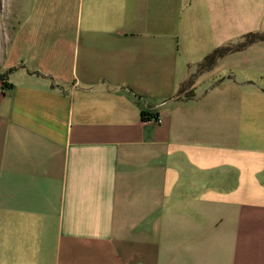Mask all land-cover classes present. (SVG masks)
Segmentation results:
<instances>
[{
	"label": "crops",
	"instance_id": "obj_1",
	"mask_svg": "<svg viewBox=\"0 0 264 264\" xmlns=\"http://www.w3.org/2000/svg\"><path fill=\"white\" fill-rule=\"evenodd\" d=\"M14 27L0 264H264V42L198 72L264 0H30Z\"/></svg>",
	"mask_w": 264,
	"mask_h": 264
},
{
	"label": "trees",
	"instance_id": "obj_2",
	"mask_svg": "<svg viewBox=\"0 0 264 264\" xmlns=\"http://www.w3.org/2000/svg\"><path fill=\"white\" fill-rule=\"evenodd\" d=\"M256 42H264V32L249 33V34L245 35L236 44L223 46V47H220V48L214 50L212 53H210L208 56H206L204 58V60L199 64L198 72L200 73L203 71L211 70L216 65L217 61L220 58H222L223 56H225L231 52L240 51V50L246 48L247 46L252 45ZM192 82H193V79H189L185 85H191ZM181 90H183V86H182V89H180V91ZM141 115H142V119L145 121L151 119L154 116H157V115H152L147 111H142Z\"/></svg>",
	"mask_w": 264,
	"mask_h": 264
},
{
	"label": "rangeland",
	"instance_id": "obj_3",
	"mask_svg": "<svg viewBox=\"0 0 264 264\" xmlns=\"http://www.w3.org/2000/svg\"><path fill=\"white\" fill-rule=\"evenodd\" d=\"M30 0H0V39L12 38L16 23L26 14ZM149 121V120H147Z\"/></svg>",
	"mask_w": 264,
	"mask_h": 264
},
{
	"label": "built area",
	"instance_id": "obj_4",
	"mask_svg": "<svg viewBox=\"0 0 264 264\" xmlns=\"http://www.w3.org/2000/svg\"><path fill=\"white\" fill-rule=\"evenodd\" d=\"M150 122H154L156 124L162 123V117L160 115L154 116L151 119H149Z\"/></svg>",
	"mask_w": 264,
	"mask_h": 264
}]
</instances>
